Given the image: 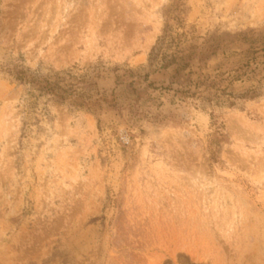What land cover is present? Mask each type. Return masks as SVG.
Wrapping results in <instances>:
<instances>
[{"label":"rangeland","instance_id":"374dc122","mask_svg":"<svg viewBox=\"0 0 264 264\" xmlns=\"http://www.w3.org/2000/svg\"><path fill=\"white\" fill-rule=\"evenodd\" d=\"M166 28L161 52L231 51L169 90L136 80V115L106 68L144 75ZM245 34L264 42V0H0V264H264V79L237 77ZM16 65H99L122 107L72 109ZM207 76L210 92H176Z\"/></svg>","mask_w":264,"mask_h":264},{"label":"trees","instance_id":"16d2710c","mask_svg":"<svg viewBox=\"0 0 264 264\" xmlns=\"http://www.w3.org/2000/svg\"><path fill=\"white\" fill-rule=\"evenodd\" d=\"M169 31L170 30L167 28L164 29L163 35L158 39V44H156L150 52L148 64L145 66V69L147 68L148 70L144 75L138 73L137 68L129 67L124 70L123 74H117L121 67L115 66L113 68H106V70L116 73L114 74L116 81L119 80L120 83L122 82V86H127V88H123V91H126L127 89V92L125 93L134 97V102H131L129 105L132 108L130 112H133L134 109L136 115L142 114L143 112L140 110L142 101L139 106H136V103L140 102L141 93H143L140 91L144 90V88H139L141 85L139 87L135 85L136 80H138L137 82H147L150 75L161 73L162 75H166L167 79H169L167 80L169 81L168 85L165 86V88L169 90L172 88V84L175 82L178 83L180 78L191 75V73H187V70L191 69L196 62L203 60L204 54L205 56L208 55V53L210 56H216L220 53L223 54L231 51L229 47L223 49L220 44H217L209 49L206 48L205 51L207 53L202 52L199 56H197V54L192 50L193 46H189L188 48L176 47L170 53L161 52L162 48L159 46L161 42L165 41L168 37L171 39L176 38L169 33ZM239 36L237 37L239 38ZM252 38L253 37H247L246 34L242 36V43H247L248 46L242 48L241 53L244 54L245 60L244 64L237 69V71L243 70L242 73L237 75V77L247 76L248 80L256 79L255 81L259 84L264 79V42H260L261 44L256 45L255 42L261 40V38ZM260 52H263V54H260ZM208 57L209 56H207V58ZM10 73L13 75L14 79L30 85L33 89L32 91H38L40 95L49 94L56 100L68 103L72 109L100 112L104 107H122L118 103L119 95L114 96V90L111 92V95L114 96L111 100H109V96L106 92L100 91L101 88L99 87V78H101L102 73L99 65H94L85 74L81 75L72 74L70 70L56 71L48 69V71H44L41 67L30 68L21 65L14 66ZM131 76H135L136 78L126 83L125 79H128V77L130 78ZM209 80L210 76L204 77L203 79L198 77L196 80L189 78L187 81L188 88L178 89L176 92H193L191 95H194L196 92H210L209 89L215 87L216 82ZM153 83V80L149 81V83L145 85V88L149 87ZM193 85L196 88L195 90H191ZM161 86H164V84ZM200 87H204L205 89L199 90ZM216 89V92H218L220 88L216 87ZM220 91L224 92V90ZM244 92L245 93L241 94L239 97L254 99L258 96L257 92L260 91L257 85H252ZM217 97L216 93L214 96L208 95L206 99L211 101L212 99H217ZM234 104L235 102L228 103V105ZM133 106L136 107L133 108Z\"/></svg>","mask_w":264,"mask_h":264}]
</instances>
